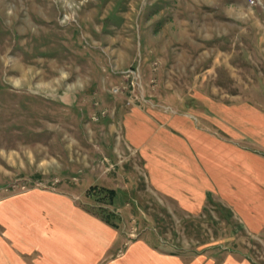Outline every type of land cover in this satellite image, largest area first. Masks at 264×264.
I'll return each instance as SVG.
<instances>
[{
  "label": "rangeland",
  "instance_id": "374dc122",
  "mask_svg": "<svg viewBox=\"0 0 264 264\" xmlns=\"http://www.w3.org/2000/svg\"><path fill=\"white\" fill-rule=\"evenodd\" d=\"M208 101L264 110V0H0V190L52 185L104 205L123 249L137 239L264 264V226L251 231L214 204L177 209L149 183L146 151L164 155L165 139L175 152L186 138L177 121L203 119ZM135 108L162 113L140 132L146 149L126 128ZM242 133L264 157V131Z\"/></svg>",
  "mask_w": 264,
  "mask_h": 264
},
{
  "label": "crops",
  "instance_id": "0c3cea01",
  "mask_svg": "<svg viewBox=\"0 0 264 264\" xmlns=\"http://www.w3.org/2000/svg\"><path fill=\"white\" fill-rule=\"evenodd\" d=\"M203 103V119L186 114L177 121L186 138L176 143L175 152L166 149L170 144L165 139L164 155L156 152L157 146L146 151L149 183L177 209L195 213L213 204L226 207L243 226L259 233L264 226V157L243 147L238 137L244 130L264 131V110ZM153 114L162 113L135 108L127 115L135 149L149 144L147 140L142 145L146 133L140 132L153 122ZM173 117L164 113V126L172 124ZM217 125L231 134L229 138L214 134ZM258 138L264 143V134ZM81 196L45 184L0 190V264H256L234 252L162 253L137 239L124 250L115 223Z\"/></svg>",
  "mask_w": 264,
  "mask_h": 264
},
{
  "label": "trees",
  "instance_id": "16d2710c",
  "mask_svg": "<svg viewBox=\"0 0 264 264\" xmlns=\"http://www.w3.org/2000/svg\"><path fill=\"white\" fill-rule=\"evenodd\" d=\"M97 188H98L97 185H92V186L89 187L87 192L90 195H94V193L97 192V190H96ZM100 190L105 191V195H107L111 200L114 198V196L116 194V189H113V188H107V187L103 186V187H100ZM105 195H103V196H105ZM99 213H101V215H103L107 219L111 220V217L108 214L106 206L100 205L99 206Z\"/></svg>",
  "mask_w": 264,
  "mask_h": 264
},
{
  "label": "bare ground",
  "instance_id": "6f19581e",
  "mask_svg": "<svg viewBox=\"0 0 264 264\" xmlns=\"http://www.w3.org/2000/svg\"><path fill=\"white\" fill-rule=\"evenodd\" d=\"M67 9H68V8H67ZM67 17L70 18V15H68ZM71 18H72V17H71ZM6 53H7V52H6ZM6 57H7V56H6ZM7 58H8V57H7ZM14 59H15V58H14ZM11 60H12V59H11ZM11 60H10V61H11ZM11 62H12V61H11ZM14 62H17V61L15 60ZM12 63H13V62H12ZM17 63H18V62H17ZM25 73H26V72H25ZM63 75H64V74H63ZM40 76H41V75H40ZM63 77H64V76H63ZM39 78H40V77H39ZM66 78H67V77H66ZM69 78H70V77H69ZM31 79H32V80H33V79H37V77L33 75V76H31ZM41 79H42V78H41ZM39 80H40V79H39ZM14 82L17 83V84H19L20 81L18 80V78H15V79H14ZM41 84H42V83H41ZM41 84H40V85H41Z\"/></svg>",
  "mask_w": 264,
  "mask_h": 264
},
{
  "label": "built area",
  "instance_id": "2783aa9c",
  "mask_svg": "<svg viewBox=\"0 0 264 264\" xmlns=\"http://www.w3.org/2000/svg\"><path fill=\"white\" fill-rule=\"evenodd\" d=\"M252 3H255L256 2V0H250Z\"/></svg>",
  "mask_w": 264,
  "mask_h": 264
}]
</instances>
